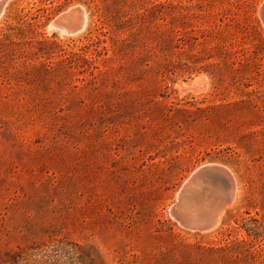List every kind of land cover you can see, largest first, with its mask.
<instances>
[{
  "label": "rangeland",
  "instance_id": "1",
  "mask_svg": "<svg viewBox=\"0 0 264 264\" xmlns=\"http://www.w3.org/2000/svg\"><path fill=\"white\" fill-rule=\"evenodd\" d=\"M131 1L199 16L183 41L150 22L107 53L129 33L96 31L99 16ZM263 2L9 0L0 29L46 10L17 43L0 35V264H264ZM78 7L81 30L53 25ZM215 12L233 17L242 59L219 55ZM210 163L236 193L213 228L191 229L171 207Z\"/></svg>",
  "mask_w": 264,
  "mask_h": 264
},
{
  "label": "trees",
  "instance_id": "2",
  "mask_svg": "<svg viewBox=\"0 0 264 264\" xmlns=\"http://www.w3.org/2000/svg\"><path fill=\"white\" fill-rule=\"evenodd\" d=\"M199 4V3H198ZM193 3L180 2L173 4L171 2H161L159 4H153L150 7L141 5V3H136L131 1L130 3H118L115 10L110 14L101 13L100 20L101 25L96 27V31L99 29L108 28V32H126L128 31L129 36L120 40L112 39V45L103 46L102 48L108 53L109 50L113 54H119L124 51V48L128 45L130 37H135L137 34L141 33L143 27L151 22H154L153 25L156 27V31L160 36L166 34L172 36L177 41H183V34L187 33V27L190 26V23H187L189 15L199 16L197 11H193ZM199 7V6H198ZM45 8H37L35 11H24L22 14L18 15L19 25H13L12 23H7L0 29V35H5L12 43H17L18 35L14 33L16 31L21 32L25 35V30L22 29L23 24H27L29 28L39 27L37 21H41L42 17L45 16L41 11H45ZM95 13H92V17ZM210 16L214 19L215 29L222 31V29H227V34H221L217 37L219 55L222 56L223 53L232 55L235 60H240L248 54L249 49L245 46V41L243 38L235 34V32L229 29H233L235 23L233 17H228L224 13L215 12L210 13ZM193 28V27H192ZM34 31V29H32ZM194 30V29H190ZM202 32V31H201ZM91 33V32H90ZM29 36V35H28ZM203 39L205 36L200 35ZM29 38H33L29 36ZM199 36L193 37L194 40H197ZM17 39V40H16ZM86 39L90 42L99 41L104 42L101 38L96 36H87ZM33 41V40H31ZM41 42L42 40H38ZM106 42V41H105ZM181 42L177 44L179 47ZM228 43V45H227ZM224 50V51H222ZM98 68V66H95Z\"/></svg>",
  "mask_w": 264,
  "mask_h": 264
},
{
  "label": "water",
  "instance_id": "3",
  "mask_svg": "<svg viewBox=\"0 0 264 264\" xmlns=\"http://www.w3.org/2000/svg\"><path fill=\"white\" fill-rule=\"evenodd\" d=\"M8 1L0 2V18ZM81 11H84L82 7L72 8L57 16L53 25L66 33L77 32L85 25V22L77 27L75 23L73 24L75 18L79 19ZM260 15L264 23V2L260 8ZM206 190L218 193L219 206L214 211L209 210V205H206L207 202L203 204V211L197 208L201 202L203 203L204 199L200 198V195L204 194ZM235 192L234 176L229 168L218 163L206 164L196 169L184 183L177 202L171 207V213L188 228L209 230L214 227L221 211L232 203Z\"/></svg>",
  "mask_w": 264,
  "mask_h": 264
},
{
  "label": "bare ground",
  "instance_id": "4",
  "mask_svg": "<svg viewBox=\"0 0 264 264\" xmlns=\"http://www.w3.org/2000/svg\"><path fill=\"white\" fill-rule=\"evenodd\" d=\"M2 1L3 0H0V2H2ZM83 20H84V18L81 19V20L78 19L76 21V23H75L76 24V27L79 26V25H81L83 23ZM72 28H75V27H72ZM200 196H201L200 198H203L204 199L203 203L201 202V204L197 207L198 209H200V211H203L202 210V209H204L203 204H205L206 202H207L206 205H209V210L214 211V210H216L218 208V206H219V199H218V193L216 191L206 190L204 192V194H202ZM223 210L221 211V213L223 212ZM211 215H212V213H211ZM219 218H220V215L218 216L215 225L219 221Z\"/></svg>",
  "mask_w": 264,
  "mask_h": 264
}]
</instances>
